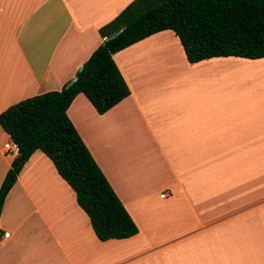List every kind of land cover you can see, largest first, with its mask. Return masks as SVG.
Returning a JSON list of instances; mask_svg holds the SVG:
<instances>
[{"label":"crops","instance_id":"obj_1","mask_svg":"<svg viewBox=\"0 0 264 264\" xmlns=\"http://www.w3.org/2000/svg\"><path fill=\"white\" fill-rule=\"evenodd\" d=\"M132 1L0 0V114L73 81L103 41L99 28ZM113 60L129 96L98 114L78 94L67 115L138 233L100 241L74 191L36 151L3 204L0 264H264V58L191 64L167 30ZM172 77L179 96H193L177 114L165 109ZM186 77L192 90L183 91ZM7 143L0 127V185L18 155L4 153Z\"/></svg>","mask_w":264,"mask_h":264},{"label":"trees","instance_id":"obj_2","mask_svg":"<svg viewBox=\"0 0 264 264\" xmlns=\"http://www.w3.org/2000/svg\"><path fill=\"white\" fill-rule=\"evenodd\" d=\"M167 30L179 39L191 64L216 57L261 59L264 0L130 2L99 28L103 41L77 71L74 82L59 91L24 99L0 114L1 129L18 150L0 185V216L23 165L34 152L41 151L74 191L77 204L100 241L122 240L138 233L137 225L69 119L67 109L78 94H83L98 114L127 98L130 90L113 55Z\"/></svg>","mask_w":264,"mask_h":264},{"label":"rangeland","instance_id":"obj_3","mask_svg":"<svg viewBox=\"0 0 264 264\" xmlns=\"http://www.w3.org/2000/svg\"><path fill=\"white\" fill-rule=\"evenodd\" d=\"M259 68H264V65L262 67H259ZM259 68H255V72H257V69L259 70ZM261 70H259V71H261ZM186 73H187V76H188V74H189V76H192L193 70L192 69H190L189 71L186 70ZM244 74H246V73H244ZM244 74H241L242 75L241 77H245ZM191 79H189V78L186 77V79L184 80L185 90H183V91H186V89L188 87L192 90V88H193L192 87V83L193 82H192ZM172 80L173 81L170 83L169 88L168 89L165 88V109L167 111H169V112H172L173 114H177L178 112H183L184 108H186L189 105L188 104L189 99L190 100L192 99V102L189 101V103L191 105H193L192 104L193 103V96L191 98L187 97V94L182 95V96H179V94H178V87H177V81H176L175 77H172ZM190 84H191V87H190ZM244 84H245V82L243 80L242 86ZM255 87H256V84H255ZM258 87H259V84H258ZM173 114L170 113L169 116L167 117L168 120L171 121L170 124H172V121H173ZM182 115H184V114H182ZM185 123L187 124V128H193V124L192 123H195V122H188L187 121ZM163 125H165V121L163 122ZM203 164H204L203 165V169H205V166L208 163H203ZM127 165H128V163H127ZM125 168L128 169V166L125 167ZM151 172L153 173V179L152 180H158L157 179L158 176L162 175L161 164L155 162L154 165H153V167H152ZM204 173H205V171L202 170V175H201V177L199 179V184L203 188H204V186L210 185V184H208V179L204 178ZM217 184L220 185V182L217 183Z\"/></svg>","mask_w":264,"mask_h":264},{"label":"built area","instance_id":"obj_4","mask_svg":"<svg viewBox=\"0 0 264 264\" xmlns=\"http://www.w3.org/2000/svg\"><path fill=\"white\" fill-rule=\"evenodd\" d=\"M17 151V147L15 145H12V144H5L4 145V153L7 154V155H12L14 154L15 152ZM166 194L165 193H162L160 196L163 198ZM9 233L6 232L3 234V239H7L9 237Z\"/></svg>","mask_w":264,"mask_h":264},{"label":"water","instance_id":"obj_5","mask_svg":"<svg viewBox=\"0 0 264 264\" xmlns=\"http://www.w3.org/2000/svg\"><path fill=\"white\" fill-rule=\"evenodd\" d=\"M120 33V31H118L117 33H115V34H113L111 37H109V38H113V37H115L117 34H119ZM76 80V77L73 79V81H71V83L72 82H74ZM21 161L19 160L18 161V164L20 163Z\"/></svg>","mask_w":264,"mask_h":264},{"label":"bare ground","instance_id":"obj_6","mask_svg":"<svg viewBox=\"0 0 264 264\" xmlns=\"http://www.w3.org/2000/svg\"><path fill=\"white\" fill-rule=\"evenodd\" d=\"M238 67H240V66H238ZM236 68V67H235ZM241 69V68H240Z\"/></svg>","mask_w":264,"mask_h":264}]
</instances>
